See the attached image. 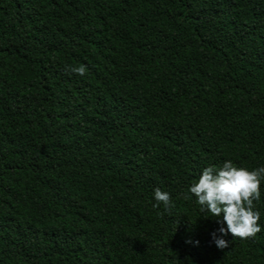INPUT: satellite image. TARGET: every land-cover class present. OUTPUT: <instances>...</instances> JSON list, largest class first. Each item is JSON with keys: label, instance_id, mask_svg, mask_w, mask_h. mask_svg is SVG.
<instances>
[{"label": "trees", "instance_id": "1", "mask_svg": "<svg viewBox=\"0 0 264 264\" xmlns=\"http://www.w3.org/2000/svg\"><path fill=\"white\" fill-rule=\"evenodd\" d=\"M227 160L264 167V0H0V264H264V179L224 249L189 191Z\"/></svg>", "mask_w": 264, "mask_h": 264}, {"label": "clouds", "instance_id": "2", "mask_svg": "<svg viewBox=\"0 0 264 264\" xmlns=\"http://www.w3.org/2000/svg\"><path fill=\"white\" fill-rule=\"evenodd\" d=\"M70 70L81 76L87 71L85 65L74 66ZM262 179L264 167L250 170L227 160L220 168H204L198 181L190 186L189 191L202 206V212L210 213L213 217L222 216L221 224L227 225L218 229L219 236L216 232L212 233L218 248L229 246L230 241L224 238L229 234L233 238L248 239L261 231V214L255 209L254 201L260 198ZM154 196L157 201L154 207H159L160 203H163L165 209L172 206L168 192L157 187Z\"/></svg>", "mask_w": 264, "mask_h": 264}]
</instances>
